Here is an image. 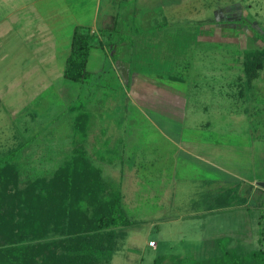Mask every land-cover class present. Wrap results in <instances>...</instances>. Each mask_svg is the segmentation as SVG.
Segmentation results:
<instances>
[{
	"label": "rangeland",
	"instance_id": "1",
	"mask_svg": "<svg viewBox=\"0 0 264 264\" xmlns=\"http://www.w3.org/2000/svg\"><path fill=\"white\" fill-rule=\"evenodd\" d=\"M108 15L114 16L113 30L107 28ZM74 28L92 30L94 38L86 81H63L79 88L67 104L66 92H55V82L36 81L43 78L36 71L62 63L66 51L61 49ZM39 39L45 48L35 53ZM263 41L264 0H0V155L15 149L18 189L50 178L69 155L74 115L88 112L85 149L102 179L115 184L121 174L137 172V180L130 181L138 192L131 198L127 190L124 194V202L133 200L124 204L125 215L137 223L126 231L119 251L124 257L116 252L110 264H150L159 255L195 258L202 239L222 236L249 245L256 228L245 209L252 215L264 211V189L257 186L264 183V68L249 89L240 61L243 51ZM52 53V62L43 59ZM166 73H178L182 81H170ZM193 85L198 89L191 90ZM33 110L36 115L29 117ZM205 121L210 123L206 131L193 130ZM184 125L191 128L179 131ZM161 130L170 139L178 134L186 142L206 137L218 143H188L191 158L182 161L185 168L177 167L172 162L180 155L174 147H161ZM165 152L167 161L153 167L146 162L165 158ZM204 154L217 171L201 175L211 178L210 197L191 211L187 187L174 186L194 180L175 183L163 175L167 170L172 176L174 168L197 174L207 168L196 159ZM133 160L137 170H128ZM219 170L232 180L222 179ZM228 188L234 198L245 200L244 206L215 211V197ZM149 241L156 247H148Z\"/></svg>",
	"mask_w": 264,
	"mask_h": 264
},
{
	"label": "trees",
	"instance_id": "2",
	"mask_svg": "<svg viewBox=\"0 0 264 264\" xmlns=\"http://www.w3.org/2000/svg\"><path fill=\"white\" fill-rule=\"evenodd\" d=\"M93 38L89 30L74 28L62 70L65 80L86 81ZM240 65L243 83L251 89L252 79L264 68V41L261 47L243 51ZM237 85L242 89V83ZM89 124L87 112L76 113L71 154L50 178L36 179L22 189L17 187L15 149L0 155V264H110L123 248L126 231L137 222L126 217L117 186L102 179L83 150ZM24 146H17L19 152ZM236 188L239 194L240 186ZM244 202L238 195L234 198L232 188L224 189L216 197L215 211ZM245 210L256 228L249 245L222 236L203 241L195 258L159 255L150 264H264V211L252 215Z\"/></svg>",
	"mask_w": 264,
	"mask_h": 264
},
{
	"label": "crops",
	"instance_id": "3",
	"mask_svg": "<svg viewBox=\"0 0 264 264\" xmlns=\"http://www.w3.org/2000/svg\"><path fill=\"white\" fill-rule=\"evenodd\" d=\"M106 2H109L110 3V1H115V0H105ZM118 2H120V0H117ZM125 1H127V0H124V2ZM114 17V16H113ZM111 15H108L107 16V18L110 20L109 22H110V24L109 25H112V26H109L110 27V29H112V28H115V21L114 22H111V20H112V18H113ZM3 19V18H2ZM109 27H107V28H109ZM17 29H19L18 28V26H17ZM8 31L10 32V29H8ZM90 32H92V30L90 31ZM93 33V32H92ZM6 34H7V31H6ZM9 34V33H8ZM19 34V33H18ZM70 37H71V35H70ZM70 37H69V41H70ZM21 38V37H20ZM25 40V37L23 36V38H21V41H24ZM48 40H50V39H48ZM48 42V41H47ZM42 44H45V43H43V41H40V39L37 41V45H36V47H34V50H35V53H39L40 51H42L44 48H45V45H42ZM68 46H69V43H68V45L67 46H65L63 49H61V51L63 50V51H66V54L63 56V58H62V63H60V65H58V66H55V65H52L50 68H46L44 71H36L37 73H38V75L41 77H43L42 78V80H41V78H39V79H36V81L37 80H40V82L41 81H44V82H47V83H49V82H55V84L56 85H59V87L57 86H55V85H53L54 86V91L57 89V90H59L62 94H64V91L66 92V101H67V104L68 103H72V101H74L77 97H76V94H74L73 96H72V92L73 91H75V90H78L79 88L78 87H76V86H71V87H68V86H65L64 85V82L63 81H67V80H65L63 77H62V70H63V65H64V61H65V58H66V56H67V53H68ZM110 49V48H109ZM89 55H90V51H89ZM89 55H88V58H89ZM43 59H45V61H48V60H51V62L54 60V55H53V53L51 54V56L49 55V57L48 58H43ZM87 63H88V59H87ZM87 63H86V70H87ZM175 63H178V62H175ZM184 64V63H183ZM176 66V65H175ZM46 67H47V65H46ZM88 71V70H87ZM35 72V73H36ZM35 73H33V74H35ZM178 75V73H173V74H168V76H167V73L165 74V76L168 78V80H170V81H173V82H180V81H182V79H181V77H178L177 76ZM156 76H158L157 74H156ZM176 76V77H175ZM178 78V79H180V81H177V80H171L170 78ZM157 78H159V76L157 77ZM29 79H27L26 81H28ZM59 81V82H58ZM58 82V83H57ZM70 82V81H69ZM46 83V84H47ZM207 85V84H206ZM60 86H63V88H60ZM131 88H134V85H132L131 86ZM193 88V89H192ZM196 86H191V90H197L198 88H196ZM21 89H23V86L21 87ZM63 89H65V90H63ZM67 89V90H66ZM210 90V89H212L211 87H207V90ZM53 91V92H54ZM56 92V91H55ZM20 93V92H19ZM165 93H166V91H165ZM71 95V97H69ZM19 96V95H18ZM21 106H22V103H21ZM35 108H36V106H35ZM71 108V107H70ZM205 111V109L204 108H201V111ZM206 112V111H205ZM88 113V112H87ZM89 114V116H90V113H88ZM36 115V113H35V110H33L32 111V113H30V114H28V116L29 117H32V116H35ZM75 116H76V114L74 115V117H73V119H72V117H71V119L72 120H74V118H75ZM192 127H193V130H196V131H199V132H201L202 130H204V131H206L209 127H210V123L208 122V121H205V122H201V123H198V124H195V125H192ZM89 128H90V126H89ZM89 128H88V131H87V133H86V138H85V140L82 142V145H83V150H84V152H85V154L87 155V153H86V149H85V141H87V136H88V132H89ZM191 128V126H189V127H186L185 125L184 126H182V128L179 130V131H184V130H187V129H190ZM161 135H162V137H164V139H162V140H160L159 142L161 143V147H163L164 146V148H165V150L167 151V148L168 147H174L175 149H176V152H177V154H179L180 155V157L177 159V160H175V162L173 161L172 163H174L175 165H177V167H179L180 165H181V167H184L185 168V164H183V162H184V158H188V157H190L191 158V156L189 155V153L187 152V150L186 149H188L187 147H188V143H191L192 141H193V143H195L194 145H196L197 147H200V146H204V147H208V146H216L217 145V143H215V141H213V142H211V141H209V139H207L206 137H204V138H202V139H198V140H192V141H189V142H186L187 141V139L186 140H184V139H182L181 137L179 138V136H178V134H175L173 137H172V139H170L169 137V134L168 133H166V132H163L162 130H161ZM25 144H26V141L24 142ZM23 143V144H24ZM162 143H164V145L162 146ZM69 145H70V152H69V154H71V150L72 149H74L73 148V144H72V140H70V142H69ZM26 146V145H25ZM157 147H159V146H157ZM166 153V156H164L165 158H163V156L161 155L160 157H156V158H151V159H146V162L147 163H149L152 167H153V165L155 164H157L156 162H158V161H161V160H165L166 159V161H167V152H165ZM188 155V156H187ZM69 156V155H68ZM68 156L66 155V157L68 158ZM88 156V155H87ZM66 158V159H67ZM196 159L198 160V162H199V165L200 166H203V165H207L206 167L207 168H205V169H203L202 167H200V169H198V173L196 174V171L193 173V174H191V175H187V173L185 172V171H179L180 173H177L175 170H176V168H174V172L172 173V176L171 175H169V173L167 172V170H165L166 171V174H164L163 176L164 177H166V178H172V181L173 182H175V183H177L178 182V180L179 181H181V180H185V179H188V180H194V181H192L191 183H188V184H186V185H183V183H180V185L177 183V184H175V186H174V188L175 187H178L179 186V188L180 189H182L183 187H187L186 189H188L189 190V194H190V203H189V208H190V210L191 211H195V210H198V207H199V205L200 204H204V205H206V197L208 196V198L210 197V193H211V186H209L208 185V181H211V178H209V177H205V176H201L203 173H205V172H210L211 170H215V171H217V168L216 167H211L212 166V164H211V160L209 159V157H208V155H206V154H204V156H202V155H199L198 157H196ZM183 161V162H182ZM178 163V164H177ZM131 168H133L134 170L136 169L137 170V167H136V161H134L133 160V162H131V164H130V166L128 167V170L129 169H131ZM164 171V172H165ZM192 172V171H191ZM219 172H220V175H223L224 177L222 178V179H224V180H226L227 179V177L228 178H230V180H232V175H229L226 171H222V170H219ZM178 174V175H177ZM121 175L123 176L124 175V177H122L123 178V183H122V178H121ZM120 175V178H121V180H120V183L119 182H117V183H115V184H113V185H115V186H117V188H118V190H119V192H120V194H121V197H122V200H121V205H122V208H123V210H124V212H125V209H126V207H124V204L127 202L128 204H131V201L133 202V200H129V201H125L124 202V198H125V193H126V190H127V194H130V196H129V198H131L132 196H134V192H135V190L138 192V188L136 187V185H137V183H135V182H132V181H130V180H132V179H135V180H137L135 177H133V176H137V172L136 173H134V174H132L131 176L132 177H128L127 175H125V174H121ZM190 176V177H189ZM127 179V180H126ZM147 179V178H146ZM145 179V180H146ZM110 182V181H109ZM182 182V181H181ZM146 183H147V180H146ZM122 184V191H121V188H120V185ZM245 187L246 188H248L249 187V184H245ZM231 189V188H230ZM249 189V188H248ZM132 192V194H131V192ZM264 191V190H263ZM175 193H176V191H175ZM176 196L178 195V193H176L175 194ZM208 198H207V200H208ZM170 201L172 202V197H171V199H170ZM135 202H139V201H136L135 200ZM214 204L216 203V197H215V200H214V202H213ZM158 204H159V202H158ZM244 204H245V202H244ZM244 204H243V206H244ZM247 204V203H246ZM126 205V204H125ZM161 205V204H160ZM161 207H163V206H161ZM125 208V209H124ZM206 209L207 210H209L210 208L209 207H206ZM248 209V208H247ZM127 210V209H126ZM176 219L174 218L173 219V221L172 222H174ZM134 221V220H133ZM135 222V221H134ZM206 239H202L201 241H205ZM149 242H152V241H149ZM148 247H153V248H155L156 247V244L154 243L152 246H148ZM117 254H119V255H121V252H117L116 253V255ZM114 255H115V253H114ZM122 257H124V254H122L121 255ZM121 256H119V257H121ZM126 256V255H125ZM113 257V256H112ZM112 259V258H111ZM138 259V258H137ZM139 262V260L137 261V263Z\"/></svg>",
	"mask_w": 264,
	"mask_h": 264
},
{
	"label": "water",
	"instance_id": "4",
	"mask_svg": "<svg viewBox=\"0 0 264 264\" xmlns=\"http://www.w3.org/2000/svg\"><path fill=\"white\" fill-rule=\"evenodd\" d=\"M257 186L264 189V183H257Z\"/></svg>",
	"mask_w": 264,
	"mask_h": 264
},
{
	"label": "built area",
	"instance_id": "5",
	"mask_svg": "<svg viewBox=\"0 0 264 264\" xmlns=\"http://www.w3.org/2000/svg\"><path fill=\"white\" fill-rule=\"evenodd\" d=\"M149 246H152L153 245V243L152 242H149V244H148Z\"/></svg>",
	"mask_w": 264,
	"mask_h": 264
}]
</instances>
